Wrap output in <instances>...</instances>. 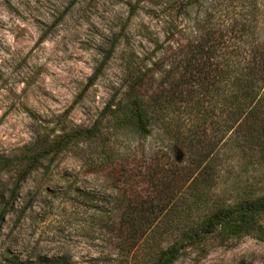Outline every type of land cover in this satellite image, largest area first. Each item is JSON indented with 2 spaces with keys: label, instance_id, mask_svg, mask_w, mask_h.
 <instances>
[{
  "label": "rangeland",
  "instance_id": "rangeland-1",
  "mask_svg": "<svg viewBox=\"0 0 264 264\" xmlns=\"http://www.w3.org/2000/svg\"><path fill=\"white\" fill-rule=\"evenodd\" d=\"M133 2L0 0V157L12 161L0 174V264H124L125 249H118L102 229L98 211L104 205L147 212L130 220L127 242L150 239L164 248L184 241L180 237L196 221L179 204L169 212L171 189L167 176L153 171L151 153L157 144L152 136L139 141L128 125L117 130L103 111L122 99L126 67L135 71L141 59H148L141 67L147 69L164 59L149 40L140 39L139 24L160 42L165 36L152 4L135 9L127 45L119 38ZM170 2L163 0L165 7ZM188 11L191 18L196 15ZM175 20L187 33L186 21ZM167 68L166 63L152 68L153 79ZM171 81L148 87L165 90ZM93 125L99 143L72 140L73 133ZM210 129L206 138L213 139ZM48 147L53 149L42 155ZM225 156L230 160L219 167L211 200L231 203L262 186L263 167L251 169L239 156ZM26 159L31 169L21 179ZM130 191L134 202H127ZM153 218L157 225L151 224ZM150 226L154 233L142 231ZM256 226L253 234L186 241L173 264H264V217ZM134 260L130 264L139 263Z\"/></svg>",
  "mask_w": 264,
  "mask_h": 264
},
{
  "label": "trees",
  "instance_id": "trees-1",
  "mask_svg": "<svg viewBox=\"0 0 264 264\" xmlns=\"http://www.w3.org/2000/svg\"><path fill=\"white\" fill-rule=\"evenodd\" d=\"M141 4H152L159 10L155 19L166 30L160 42L139 24L141 42L149 40L155 53H164V59H156L147 69L141 67L148 59H141L135 71L126 67L122 99L106 104L103 111H108L117 130L128 125L139 141L152 136L157 144L151 153L157 169L153 171L164 173L171 189L169 212L176 211L179 204L196 221L191 220L180 237L184 241L162 248L150 239H123L131 231L130 220L146 211L120 205H104L101 211L91 208L103 214L102 229L109 240L115 241L118 249H125L124 259L128 256V260L122 259V263L130 264L135 259L138 264H173L184 242L253 234L258 229L256 222L264 217V179L259 189L247 190L231 203L209 198L216 190L219 167L230 160L226 154L239 156L251 169L256 165L264 168V0H171L167 7L163 0H134L118 32L125 45L133 30L127 25ZM188 10L196 15L191 18ZM177 17L186 21L187 33L186 27L178 28ZM163 63L168 68L155 81L152 68H162ZM168 80V89L148 87ZM208 127H212L213 139L206 138ZM99 136L93 125L73 133L72 140L99 143ZM52 149L48 147L42 155ZM29 161L22 166L21 179L31 169ZM11 162L0 157V174L11 167ZM129 193L127 202L136 201L134 192ZM120 200L114 199L117 203ZM153 220L151 224L157 225V218ZM151 227L142 231L151 232Z\"/></svg>",
  "mask_w": 264,
  "mask_h": 264
}]
</instances>
